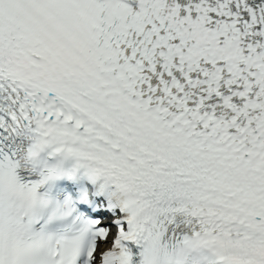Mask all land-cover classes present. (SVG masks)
I'll return each instance as SVG.
<instances>
[{"label": "snow or ice", "instance_id": "1", "mask_svg": "<svg viewBox=\"0 0 264 264\" xmlns=\"http://www.w3.org/2000/svg\"><path fill=\"white\" fill-rule=\"evenodd\" d=\"M0 264H264V0H0Z\"/></svg>", "mask_w": 264, "mask_h": 264}]
</instances>
